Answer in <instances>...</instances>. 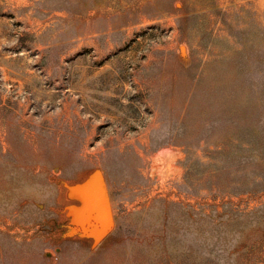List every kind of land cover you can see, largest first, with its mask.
I'll return each mask as SVG.
<instances>
[{
	"label": "rangeland",
	"instance_id": "rangeland-1",
	"mask_svg": "<svg viewBox=\"0 0 264 264\" xmlns=\"http://www.w3.org/2000/svg\"><path fill=\"white\" fill-rule=\"evenodd\" d=\"M0 264H264V0H0Z\"/></svg>",
	"mask_w": 264,
	"mask_h": 264
},
{
	"label": "water",
	"instance_id": "water-1",
	"mask_svg": "<svg viewBox=\"0 0 264 264\" xmlns=\"http://www.w3.org/2000/svg\"><path fill=\"white\" fill-rule=\"evenodd\" d=\"M87 210L89 218L87 220L90 231L100 234L106 233L112 225V215L109 209L108 197L106 195L104 183L101 178L93 183L88 191Z\"/></svg>",
	"mask_w": 264,
	"mask_h": 264
}]
</instances>
